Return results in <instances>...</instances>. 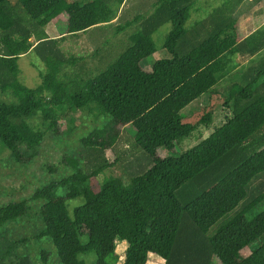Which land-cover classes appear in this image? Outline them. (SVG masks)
<instances>
[{
	"label": "trees",
	"instance_id": "obj_1",
	"mask_svg": "<svg viewBox=\"0 0 264 264\" xmlns=\"http://www.w3.org/2000/svg\"><path fill=\"white\" fill-rule=\"evenodd\" d=\"M126 1L0 0V92L16 99L0 101L1 148L18 163H28L22 146H40L48 132L60 136L66 109L88 110L95 118L108 114L123 129L135 130L134 137L123 131L110 149L116 151L113 160L107 150L90 148L83 169L80 159L64 155L61 163L72 174L29 199L0 203V221L15 223L31 215L32 203L40 204L38 215L60 264H86L80 257L90 254L94 264H118L122 243L127 244L123 264H148L151 255L161 264H214L215 259L264 264V243L241 255L264 239V209L257 212L264 204V180L251 186L264 176V24L236 43L235 53L249 64L219 79L222 69L211 40L235 24V11L246 0H223L190 25L204 0H155L148 15L116 26L120 32L139 22L114 63L81 83L62 80L63 67L78 61L64 51L65 38L112 24ZM253 1L264 7V0ZM61 15L67 32L50 38L46 27ZM167 24L166 57L143 69L159 51L153 36ZM32 51L46 67L37 89L19 80L18 60ZM207 95L221 97L231 114L207 138L179 152L176 145L195 131L184 113ZM38 113L44 131L28 123ZM116 167L121 174L110 176L99 190L89 185ZM79 198L83 203L70 215L68 201ZM229 214L210 236V228ZM9 264L34 262L26 254Z\"/></svg>",
	"mask_w": 264,
	"mask_h": 264
},
{
	"label": "rangeland",
	"instance_id": "obj_2",
	"mask_svg": "<svg viewBox=\"0 0 264 264\" xmlns=\"http://www.w3.org/2000/svg\"><path fill=\"white\" fill-rule=\"evenodd\" d=\"M154 1L127 0L120 6L119 17L112 24L95 27L80 35H68L62 47L69 55L76 56V61H78L63 67L62 80L69 83H81L100 74L114 63L131 44L130 39L137 32L139 22H134L120 32L117 31L116 26L124 24L127 20L132 21L138 15H148L152 11L151 4ZM222 2L223 0H204L202 9L192 15L189 25L202 19L210 10L221 5ZM263 14V5H258L253 0H246L235 11V24L211 40L214 60L222 69L218 75L219 79L225 75L224 73L236 74L249 64L248 58H242L235 53V46L249 32L264 22ZM170 31L171 25L167 24L153 36L159 51L143 62V69L150 70L157 60L166 57L165 50L162 48ZM66 32L65 15L54 19L46 27L47 36L50 38H59ZM31 42H35V39L32 38ZM261 55H264V51ZM18 64L20 82L31 89H37L42 84L41 75L46 72L45 65L33 51L22 55ZM224 78L228 77L225 76ZM0 101L12 103L16 99L10 93L2 95L0 92ZM230 114L221 97L207 95L202 98L184 113L186 121L195 127V131L188 139L176 145L177 150L181 152L197 145L207 138L215 127L222 125ZM203 118H210L212 122L208 125L204 124ZM28 123L35 129L43 131L47 129L40 113L31 117ZM60 128V136L48 132L38 147L22 146L21 150L25 156L31 157V160L26 164L18 163L10 151L0 147V203L2 205L29 199L37 189L48 185L53 180L63 179L72 174L73 170L61 163L64 155L80 159L84 169V158L88 157V149L107 150L108 159L113 160L116 157V151L112 154L110 149L116 146V142L123 131L128 132V136H135L133 128L123 129L110 115L105 114L100 118H95L94 113L88 110L66 109L65 115L61 119ZM161 154L166 155V152L162 150ZM49 167L56 168V172L51 173ZM121 172L120 167H116V172L114 170L107 171L99 178L90 181L89 185L99 190L102 183L108 180L110 176L121 174ZM262 180H264V176L256 179L251 186H258ZM82 203L83 199L81 198L68 201L70 215L73 214L74 208ZM39 206L38 203H32L31 215L15 223L0 221V258L2 264H9L26 254L32 257L34 264H60L56 248L48 238L38 215ZM263 209L264 204L259 207L257 212H261ZM232 214L216 222L208 234L213 236L223 221L230 219ZM82 242L86 243L87 237H82ZM262 243H264V239L244 248L241 252L242 257H246L253 250H257ZM126 248V243L117 247L120 256L118 264L124 263ZM80 260L85 261L86 264H94L96 257L94 254H90L81 256ZM148 264H161V260L151 255ZM214 264L221 263L215 259Z\"/></svg>",
	"mask_w": 264,
	"mask_h": 264
},
{
	"label": "crops",
	"instance_id": "obj_3",
	"mask_svg": "<svg viewBox=\"0 0 264 264\" xmlns=\"http://www.w3.org/2000/svg\"><path fill=\"white\" fill-rule=\"evenodd\" d=\"M263 15H264V14H263ZM115 20H116V19H115ZM115 20H114L113 22H115ZM263 24H264V22L261 23V24H260L257 28H255L253 31H255L256 29L260 28ZM253 31H251V32H253ZM251 32H249L248 35H249ZM244 38H245V37H244ZM242 39H243V38H242ZM242 39H241V40H242Z\"/></svg>",
	"mask_w": 264,
	"mask_h": 264
}]
</instances>
